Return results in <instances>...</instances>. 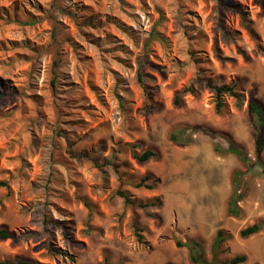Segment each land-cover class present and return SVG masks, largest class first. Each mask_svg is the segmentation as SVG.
Instances as JSON below:
<instances>
[{"label":"rangeland","instance_id":"374dc122","mask_svg":"<svg viewBox=\"0 0 264 264\" xmlns=\"http://www.w3.org/2000/svg\"><path fill=\"white\" fill-rule=\"evenodd\" d=\"M234 83L217 113L211 87ZM250 98L264 109V0H0V230L19 239H0V261L192 264L176 243L210 260L221 231L218 264H264V227L239 237L264 222V171L191 131L255 163ZM184 129L191 144L169 139Z\"/></svg>","mask_w":264,"mask_h":264},{"label":"trees","instance_id":"16d2710c","mask_svg":"<svg viewBox=\"0 0 264 264\" xmlns=\"http://www.w3.org/2000/svg\"><path fill=\"white\" fill-rule=\"evenodd\" d=\"M142 77L139 74V82L141 83ZM214 94H215V108L217 113H221L223 108V101L222 97L227 95L235 100L239 101L241 99V90L238 83H234L230 86L222 85V86H214L211 87ZM188 93L194 94V90L192 88H188L185 90ZM178 98L176 96V99L174 100V105L178 106ZM248 109L253 117L254 125H255V144H254V153L257 161L253 163L247 155L244 153V151L241 149L240 146L236 145L234 142H232L227 136L224 134L209 130V129H192L191 131H199L201 130L205 135H207L211 139H216L217 137L225 138L228 142L227 149L222 148L219 144H214L213 151L219 155V156H226V155H232L236 157L243 166H245L248 170H252L255 167L259 166L264 171V164L259 161V155L261 153L262 145H263V136L262 132L264 130V109L263 106L254 98H250L248 103ZM186 130H178L171 132L169 135V139L179 145H189L192 143V140L190 138H184L185 137ZM157 157V154L153 150H145L140 155L135 156V159L138 163H145L149 161L150 159H155ZM241 172L235 171L232 175L233 180V189L232 193L228 199L227 202V213L230 215H235L237 213L236 211V202H237V185L240 181ZM157 183V180L152 179L150 177H146L142 179L138 184L135 185L136 188H145V189H152L153 186ZM8 185L6 182L0 181V188H7ZM116 195L122 198L125 205L133 206L137 204L139 207H146V205L138 204L136 201H132L130 198V195L126 191L118 190L116 192ZM264 227V222L255 223L251 226L246 227L245 229L241 230L239 232V237L242 239H247L253 235H256L259 233L262 228ZM135 235L138 239V242L142 243V236L141 232L142 229L138 227L137 225L134 226ZM0 239L6 240L11 239L14 242H17L19 239L14 236V234L8 233L6 230L1 229L0 230ZM228 239V236H226L223 232L219 231L217 232L216 237L213 240V243L211 245V259L207 260L204 248L202 244L195 240H189L186 243L177 242L176 246L178 248H186L188 252V258L189 261L192 264H218V251L222 244ZM245 255H237L232 257L231 259L225 260L223 262H220V264H243L246 261ZM107 259L104 260V264H107ZM0 264H40L38 262H30L25 261L22 259H14L12 261H0Z\"/></svg>","mask_w":264,"mask_h":264}]
</instances>
